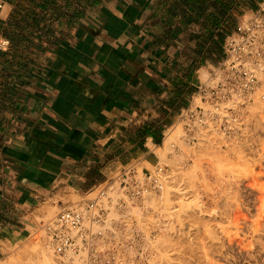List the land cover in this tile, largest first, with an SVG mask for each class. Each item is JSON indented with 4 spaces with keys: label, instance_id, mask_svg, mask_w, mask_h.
Here are the masks:
<instances>
[{
    "label": "crops",
    "instance_id": "1",
    "mask_svg": "<svg viewBox=\"0 0 264 264\" xmlns=\"http://www.w3.org/2000/svg\"><path fill=\"white\" fill-rule=\"evenodd\" d=\"M0 261L166 132L264 0H3ZM220 55V56H217ZM213 63V64H210Z\"/></svg>",
    "mask_w": 264,
    "mask_h": 264
},
{
    "label": "rangeland",
    "instance_id": "2",
    "mask_svg": "<svg viewBox=\"0 0 264 264\" xmlns=\"http://www.w3.org/2000/svg\"><path fill=\"white\" fill-rule=\"evenodd\" d=\"M207 73L205 65L202 66L200 77ZM261 80L244 118L231 122L235 124L228 133L215 129L202 132L205 137L199 136L203 139H199L203 142L199 145L198 140H190L183 124L176 123L170 128L174 131L175 127V138L171 140L174 147L164 142V147L156 151L158 162L168 171L163 190L130 205L126 215L115 209L108 215L109 222L120 220L124 225L116 234L119 238L116 236L114 240H134H131L133 247L119 248L124 264H132L130 259L138 249L143 250L141 257L146 259L145 264H264V100L260 98L264 82ZM260 91L263 92L259 95ZM144 165L151 168L146 162ZM112 181L115 186L109 187L108 200L115 204L123 196L116 187V177ZM149 196L154 197V203L147 202ZM78 201L74 199L68 205ZM59 211L55 209L43 223ZM135 230L139 232L137 238ZM57 256L39 228L14 256L0 264H40L42 257L52 260L51 264L75 263Z\"/></svg>",
    "mask_w": 264,
    "mask_h": 264
},
{
    "label": "built area",
    "instance_id": "3",
    "mask_svg": "<svg viewBox=\"0 0 264 264\" xmlns=\"http://www.w3.org/2000/svg\"><path fill=\"white\" fill-rule=\"evenodd\" d=\"M3 6L0 0V11ZM8 44L0 34V50ZM223 48L222 60L207 70L204 78L198 75L195 93L178 113L175 124H183L191 141L199 140L201 132L214 129L228 133L231 122L242 117L251 102L260 75H264V1L257 10L242 17L226 36ZM260 98L264 100V94ZM165 179L166 168L158 161L151 168L138 163L125 165L116 176L123 198L114 205L108 200V189L114 183L111 181L98 185L91 197L65 206L40 225L48 246L56 255L77 264H124L119 248L133 247L134 243L130 239H113L124 225L120 220L109 222L108 215L112 209L126 212L148 194L160 193ZM134 234L136 238L139 232L135 230ZM142 253L138 249L132 264H145Z\"/></svg>",
    "mask_w": 264,
    "mask_h": 264
},
{
    "label": "bare ground",
    "instance_id": "4",
    "mask_svg": "<svg viewBox=\"0 0 264 264\" xmlns=\"http://www.w3.org/2000/svg\"><path fill=\"white\" fill-rule=\"evenodd\" d=\"M260 78H262V80H263V82H264V75H260ZM262 80H261V81H262ZM259 85H261V83H260ZM263 85H264V84H263ZM262 92H263V91H260V93L258 92V94L260 95ZM259 95H258V96H259ZM252 98H253V97H252ZM260 100H261V99H260ZM260 100H259V101H260ZM252 102H253V100H252ZM252 102H251V103H252ZM245 110H246V108L244 109V111H245ZM242 118H244V116H242ZM238 120H241V117H240V119H238ZM232 122H237V121L235 120V121H232ZM232 124H233V123H232ZM232 124H231V125H232ZM234 124H235V123H234ZM234 124H233V126H234ZM230 127H231V126H230ZM230 130H231V129H230ZM232 130H233V129H232ZM174 131H175V127H174ZM174 131H172V130H170V129L167 131V134H166V136H165V141H164V142L167 143V145H169V144L171 143V140H174V138H175V133H174ZM176 131H177V130H176ZM235 132H238L237 129L235 130ZM178 133H180V132H178ZM201 133H202V132H201ZM201 133H200L199 136H202V137L204 136V137H205V135H203L204 133H203L202 135H201ZM181 134H182V133H181ZM219 134H220V133H219ZM176 135L179 136V134H176ZM206 135H208V134H206ZM212 135H213V134H212ZM212 135H211V137H212ZM221 135H222V134H221ZM231 135H234V132H233V134H231ZM178 136H177V137H178ZM214 136H215V135H214ZM216 136H217V135H216ZM216 136H215V137H216ZM222 136H223V135H222ZM235 136H236V135H235ZM184 137H185V136H184ZM206 137H207V136H206ZM211 137H210V139L213 138V137H212V138H211ZM185 138H186V137H185ZM185 138H184V139H185ZM222 138H223V137H222ZM222 138H221V140H222ZM187 139H188V138H187ZM199 139H200V140H203V139L200 138V137H199ZM210 139H209V140H210ZM215 139H216V138H215ZM182 140H183V139H182ZM190 140H191V139H190ZM200 140H198V142H199L198 144H199V145H200V143H203V142H201ZM212 140H213V139H212ZM214 141H215V140H214ZM168 142H169V143H168ZM210 143H211V142H210ZM212 143H213V142H212ZM222 143H223V142H222ZM229 143H230V142H229ZM231 143H232V142H231ZM163 144H164V143H163ZM163 147H164V146H163ZM167 147H168V146H166V148H167ZM175 148H176V147H175ZM163 150H164V149H163ZM165 150H166V149H165ZM172 150H173V149H172ZM174 150H175V149H174ZM179 151H180V150H179ZM166 152H167V150H166ZM172 152L174 153V151H172ZM175 152H177V151L175 150ZM163 154H164V153H163ZM175 154H176V153H175ZM176 156H177V155H176ZM176 156H175V157H176ZM163 157H164V156H163ZM161 163H162V162H161ZM161 163H160V164H161ZM168 164H169V163H168ZM168 164H167V165H168ZM162 165H163V164H162ZM164 167H165V166H164ZM171 169H172V168H171ZM171 169H170V170H171ZM166 172H168V171H166ZM170 172H171V171H169V173H170ZM169 173H168V174H169ZM166 175H167V174H166ZM167 178H168V176H167ZM116 184H117V183H116ZM113 186H115V185L113 184ZM116 187H117V186H116ZM116 187H115V188H116ZM117 193H118V192H117ZM110 194H111V192H110ZM110 194H109V195H110ZM113 197H114V196H113ZM111 198H112V197H111ZM146 199H147V202H148V203H151V204L154 203V200H155L153 196H149V197L146 198ZM113 200H115V199H113ZM110 201H111V200H110ZM115 202H116V201H115ZM106 203H107V202H106ZM113 205H114V203H113ZM117 212H118V211H117ZM127 213H128V210L125 212L124 215H126ZM122 214H123V213H122ZM109 220H110V217H109ZM168 221H169V220H168ZM169 223H170V222H169ZM166 224H167V223H166ZM133 227H134V226H133ZM167 227H168V226H167ZM175 234H176V233H175ZM121 235H122V234H120V236H121ZM116 236H117V235H116ZM124 236H125V235H124ZM127 236H129V235H127ZM130 236H131V235H130ZM147 236H149V234H148ZM117 237L119 238V236H117ZM121 237H123V236H121ZM136 238H137V237H136ZM147 238H148V237H147ZM113 239H114V238H113ZM115 239H117V238H115ZM123 239H126V238H123ZM132 239H133V238H132ZM132 239H131V240H132ZM133 241H134V240H133ZM148 241H149V239H148ZM145 242H146V240H145ZM133 243H134V242H133ZM139 243H140V242H139ZM137 244H138V243H137ZM137 244H136V246H137ZM137 248H138V247H137ZM134 249H135V248H134ZM51 250H52V249H51ZM41 254H42V253H41ZM39 255H40V254H39ZM42 255L45 256L44 254H42ZM49 257H50V256H49ZM49 257H48V258H49ZM57 257H58V256H57ZM59 257H60V256H59ZM59 257H58V258H59ZM42 258H43V259H42ZM42 258H41V259H42L41 262L38 261L40 264H51L52 260H51V262H50V261H49L50 259H47V257H42ZM50 258H51V257H50ZM38 260H39V259H38ZM130 260H131V259H130ZM64 261H65V260H64ZM66 262H68V261H66ZM70 262H71V261H70ZM71 263H72V262H71ZM71 263H70V264H71ZM131 263H132V261H131ZM74 264H77V263H74ZM128 264H129V263H128Z\"/></svg>",
    "mask_w": 264,
    "mask_h": 264
},
{
    "label": "trees",
    "instance_id": "5",
    "mask_svg": "<svg viewBox=\"0 0 264 264\" xmlns=\"http://www.w3.org/2000/svg\"><path fill=\"white\" fill-rule=\"evenodd\" d=\"M217 56H220V55H217Z\"/></svg>",
    "mask_w": 264,
    "mask_h": 264
}]
</instances>
